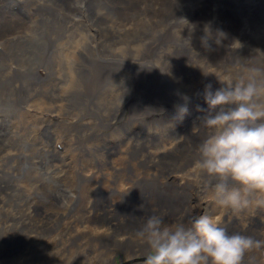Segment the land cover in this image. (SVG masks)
<instances>
[{
	"label": "bare ground",
	"instance_id": "obj_1",
	"mask_svg": "<svg viewBox=\"0 0 264 264\" xmlns=\"http://www.w3.org/2000/svg\"><path fill=\"white\" fill-rule=\"evenodd\" d=\"M255 68L264 0H0V264L147 254L139 232L154 214L208 211L264 240V193L223 206L196 167L205 85ZM243 264H264V248Z\"/></svg>",
	"mask_w": 264,
	"mask_h": 264
},
{
	"label": "clouds",
	"instance_id": "obj_2",
	"mask_svg": "<svg viewBox=\"0 0 264 264\" xmlns=\"http://www.w3.org/2000/svg\"><path fill=\"white\" fill-rule=\"evenodd\" d=\"M252 72L238 80H217L222 86L215 91L205 85L207 108L201 109L211 133L198 147L196 167L215 181L217 202L237 211L249 205L248 193H264V68ZM181 98L179 120L189 111V97ZM139 236L150 250L144 264H243L246 252L264 248V240L230 233L207 213L187 223L151 215Z\"/></svg>",
	"mask_w": 264,
	"mask_h": 264
},
{
	"label": "rangeland",
	"instance_id": "obj_3",
	"mask_svg": "<svg viewBox=\"0 0 264 264\" xmlns=\"http://www.w3.org/2000/svg\"><path fill=\"white\" fill-rule=\"evenodd\" d=\"M206 105V104H205ZM204 105V106H205ZM186 120V119H185ZM153 133H147L146 135L147 136H150V135H152ZM145 135V136H146ZM146 136V137H147ZM182 185H181V184ZM180 183H177V184H175V185H181L182 186V188L184 187V182H182V180H181V182ZM89 184H90V182H89ZM89 184H87L86 185V187L84 188L85 189V191L86 190H88L89 188H91V185H89ZM185 191L184 192H186L187 191V193H186V195H188V194H190V192H191V188H189V190H190V192H188V189H186V187L185 188H183ZM195 195H197L198 197H201V195H199V194H195ZM195 197V196H194ZM194 197L192 198L193 200H194ZM207 213H209L208 211H207ZM1 215L5 218L6 216L4 215V211L1 213ZM78 226V225H77ZM81 224L79 225V229L81 228ZM60 227H61V225H60ZM87 227H93V226H87ZM77 228V227H76ZM75 231V230H74ZM76 233V232H75ZM50 239V236L48 235V236H46L45 237V242H47L48 240ZM104 240H106V239H104ZM108 241H111V242H114V241H112V239H107ZM79 242H80V240H78ZM79 242H77V243H79ZM132 246V245H131ZM133 250H131L129 253H130V255H129V253L123 258V257H121L120 255H117V254H115V256L113 257V260H112V262L114 263V264H144V262H145V258L148 256V254H149V252L147 253V254H145V249L143 250H138V248H135V247H131ZM93 250V248H90V249H88V251H92ZM130 249H128L127 251H129ZM89 259H92V257L91 256H89Z\"/></svg>",
	"mask_w": 264,
	"mask_h": 264
}]
</instances>
